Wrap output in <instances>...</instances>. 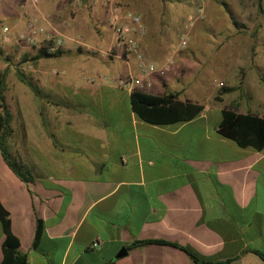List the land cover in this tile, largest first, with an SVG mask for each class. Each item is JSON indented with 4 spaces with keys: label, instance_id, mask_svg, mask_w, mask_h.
Listing matches in <instances>:
<instances>
[{
    "label": "crops",
    "instance_id": "crops-1",
    "mask_svg": "<svg viewBox=\"0 0 264 264\" xmlns=\"http://www.w3.org/2000/svg\"><path fill=\"white\" fill-rule=\"evenodd\" d=\"M15 3L0 0V10ZM206 21L202 36L195 28ZM147 27L138 36L146 60L172 63L143 92L201 110L182 123L139 119L131 92L116 84L140 73L134 57L67 51L65 42L61 56L39 58L40 95L31 90L24 111H11L8 140L31 179L0 153V203L27 264H193L168 244L126 248L144 239L189 245L215 262L264 264L255 253H264V149L217 132L223 109L264 118V18H196L188 47L170 51V36ZM37 219L43 233L33 246ZM4 237L0 224V264Z\"/></svg>",
    "mask_w": 264,
    "mask_h": 264
},
{
    "label": "rangeland",
    "instance_id": "rangeland-1",
    "mask_svg": "<svg viewBox=\"0 0 264 264\" xmlns=\"http://www.w3.org/2000/svg\"><path fill=\"white\" fill-rule=\"evenodd\" d=\"M116 1L123 10L131 11L141 17L145 26L143 35L147 33L148 24L151 32L159 30L162 34L164 33V38L170 36L169 48L167 47L166 51L177 46L182 48L179 40L182 35H186L185 30L189 24L190 15L194 14L193 19L230 17L251 20L252 23L255 18H264V0H207L204 3L200 0ZM14 7L16 10H0V34L3 26L11 28L13 34L23 27L28 14L21 12L16 3ZM28 9L33 11L34 16L39 15L40 18L44 16L51 25L59 29L65 37L67 46H70L66 47L67 51L96 55L100 53V50L105 51L110 47L111 28L107 23V12L100 2L95 0H43L42 2L40 0L37 9L29 6L27 12ZM195 9L198 10L197 13ZM13 16L14 19H12ZM250 25L255 26V24L248 26ZM209 27L211 26L206 21L204 24L198 23L195 30L202 36H207ZM176 44L178 45L173 47ZM187 45L182 49H186ZM37 51L38 47H30L14 39L9 43H2L0 38V72H6L5 96L12 112L24 111L25 99L32 90L21 81L19 74H23L25 78H31L33 83L40 79L34 70L40 67L42 62L32 60V56ZM79 76L81 77L80 74Z\"/></svg>",
    "mask_w": 264,
    "mask_h": 264
},
{
    "label": "trees",
    "instance_id": "trees-1",
    "mask_svg": "<svg viewBox=\"0 0 264 264\" xmlns=\"http://www.w3.org/2000/svg\"><path fill=\"white\" fill-rule=\"evenodd\" d=\"M63 54L60 50L54 54L47 53L43 48L32 56V60H38L42 57H58ZM21 81L28 85L33 92L39 94L37 86L31 78H25L19 74ZM264 81V80H263ZM231 88L224 89L229 91ZM6 90V72H0V153L8 168L22 181L31 179V174L24 166L16 160L9 150L8 140L13 131L11 126V110L8 106L5 96ZM131 108L135 115L150 124L165 125L173 123H182L191 120L199 113L202 106L193 103H182L176 101L173 95L159 96L147 94L141 91H134L130 95ZM219 135L233 140L239 147L252 148L255 150L264 149V118L252 114H240L231 109L222 110V118L217 127ZM0 224L4 233L2 243L3 258L1 264H27V256L19 251V242L10 230V220L8 212L0 203ZM43 233V222L37 219L33 246L37 245ZM147 244H168L180 248L192 259L193 264H229L232 258L221 262H215L203 258L194 248L189 245H180L162 239H144L135 240L127 249L140 247ZM262 259L264 253L255 251Z\"/></svg>",
    "mask_w": 264,
    "mask_h": 264
},
{
    "label": "built area",
    "instance_id": "built-area-1",
    "mask_svg": "<svg viewBox=\"0 0 264 264\" xmlns=\"http://www.w3.org/2000/svg\"><path fill=\"white\" fill-rule=\"evenodd\" d=\"M104 6L107 12V23L112 30L113 41L110 47L104 51L106 55H112L118 58L128 59L134 57L139 62L140 73L138 75L127 74L117 78L116 84L119 88L129 92H143L150 86V77L152 74L164 76L168 73L171 66V58H167L161 65L146 60L145 55L139 45L138 36L145 32V26L141 17L131 11H125L116 0H95ZM204 3L207 0H200ZM18 9L27 13V8L37 9L39 0H16ZM42 22L35 18L27 17L23 27L15 34L11 28L3 26L1 28L0 38L2 43H9L15 40L24 43L30 47L43 48L47 53L54 54L64 49L65 37L59 29L41 16ZM193 17L190 16L188 21L192 24ZM78 43L82 44L79 40ZM180 47L187 45L186 35H182L179 40ZM96 242H93V246Z\"/></svg>",
    "mask_w": 264,
    "mask_h": 264
},
{
    "label": "water",
    "instance_id": "water-1",
    "mask_svg": "<svg viewBox=\"0 0 264 264\" xmlns=\"http://www.w3.org/2000/svg\"><path fill=\"white\" fill-rule=\"evenodd\" d=\"M126 253H127V250H126L125 247H123V248L118 252V254H117L116 257H122V256H124Z\"/></svg>",
    "mask_w": 264,
    "mask_h": 264
}]
</instances>
